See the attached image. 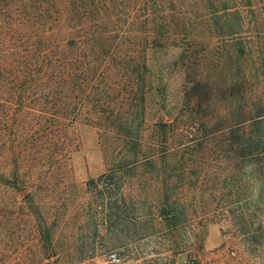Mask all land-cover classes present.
Segmentation results:
<instances>
[{"label":"trees","instance_id":"16d2710c","mask_svg":"<svg viewBox=\"0 0 264 264\" xmlns=\"http://www.w3.org/2000/svg\"><path fill=\"white\" fill-rule=\"evenodd\" d=\"M138 31L154 33L155 47L219 39L227 103L183 143L179 175L190 173L192 156L195 165H223L214 179L238 195L217 203L239 208L227 218L245 240L263 238L264 0H0V264H54L57 231L37 195L54 191L82 113L105 116L125 87L145 80L146 44L131 38ZM91 196L97 206L113 197ZM165 200L161 222L187 223Z\"/></svg>","mask_w":264,"mask_h":264},{"label":"rangeland","instance_id":"374dc122","mask_svg":"<svg viewBox=\"0 0 264 264\" xmlns=\"http://www.w3.org/2000/svg\"><path fill=\"white\" fill-rule=\"evenodd\" d=\"M131 38L146 44L145 80L125 87L105 116L82 113L70 160L51 179L54 191L37 195L35 206L57 231L52 261L113 264L112 253L121 264L264 261V235L257 244L245 240L227 218L239 208L217 203L224 194L238 195L228 192L223 178L214 179L225 167L195 165L192 156L184 163L190 173L183 180L179 175L183 143L203 135L201 121L227 103L230 83L219 65V39L197 34L178 47H155L152 32ZM93 190H110L112 201L95 205ZM166 197L188 215L187 223L172 228L161 222Z\"/></svg>","mask_w":264,"mask_h":264},{"label":"clouds","instance_id":"9594fccd","mask_svg":"<svg viewBox=\"0 0 264 264\" xmlns=\"http://www.w3.org/2000/svg\"><path fill=\"white\" fill-rule=\"evenodd\" d=\"M253 170H254L253 163H247V164L243 165V171L245 173H249V172H251ZM254 194L258 195V192H255ZM257 264H264V261H258Z\"/></svg>","mask_w":264,"mask_h":264},{"label":"built area","instance_id":"2783aa9c","mask_svg":"<svg viewBox=\"0 0 264 264\" xmlns=\"http://www.w3.org/2000/svg\"><path fill=\"white\" fill-rule=\"evenodd\" d=\"M109 260L113 264H121V258L117 253H112L109 257ZM195 264H200V263H195Z\"/></svg>","mask_w":264,"mask_h":264}]
</instances>
